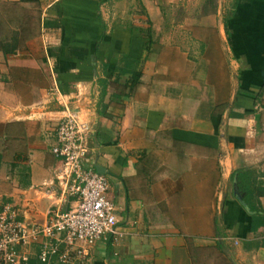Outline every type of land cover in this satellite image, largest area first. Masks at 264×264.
Here are the masks:
<instances>
[{
  "label": "crops",
  "instance_id": "crops-1",
  "mask_svg": "<svg viewBox=\"0 0 264 264\" xmlns=\"http://www.w3.org/2000/svg\"><path fill=\"white\" fill-rule=\"evenodd\" d=\"M200 2L0 0V211L44 224L74 207L49 91L79 87L85 166L123 235L67 264H264V0ZM174 3L201 10L174 26ZM22 252L39 264L38 246Z\"/></svg>",
  "mask_w": 264,
  "mask_h": 264
},
{
  "label": "built area",
  "instance_id": "built-area-1",
  "mask_svg": "<svg viewBox=\"0 0 264 264\" xmlns=\"http://www.w3.org/2000/svg\"><path fill=\"white\" fill-rule=\"evenodd\" d=\"M71 99L54 85L49 95L61 106L62 117L55 130L53 155L61 160L57 180L62 194L75 199L68 212L57 208L49 212L47 222L26 223L14 206L6 204L0 211V264H35L23 249L36 245L39 264L83 262L89 249L99 240L118 242L115 206L108 198L105 175L86 168L89 139L93 132L82 110H73Z\"/></svg>",
  "mask_w": 264,
  "mask_h": 264
},
{
  "label": "rangeland",
  "instance_id": "rangeland-1",
  "mask_svg": "<svg viewBox=\"0 0 264 264\" xmlns=\"http://www.w3.org/2000/svg\"><path fill=\"white\" fill-rule=\"evenodd\" d=\"M127 1L133 4L132 7L134 6L135 9L138 7L139 0H136L135 2L133 0L131 1L127 0ZM195 2L201 4L200 0H195ZM203 4L205 5V2ZM214 4H215V0H207L206 6L202 11H205V13L211 12L212 10H214ZM117 7H118L117 5H114V8L117 9ZM137 9H140V7H138ZM200 10L197 9L193 4L190 5V7H188L187 4L183 6L182 3L165 4L162 5V8H160V15L162 14L166 22L176 26L178 22H180L184 17L193 14L197 15L199 14ZM230 10L227 9L226 14L229 13ZM142 13H144V11ZM153 17L155 18V16Z\"/></svg>",
  "mask_w": 264,
  "mask_h": 264
},
{
  "label": "trees",
  "instance_id": "trees-1",
  "mask_svg": "<svg viewBox=\"0 0 264 264\" xmlns=\"http://www.w3.org/2000/svg\"><path fill=\"white\" fill-rule=\"evenodd\" d=\"M33 1H37V0H33ZM134 82L138 83L139 82V79H140V74L138 72H135L134 74Z\"/></svg>",
  "mask_w": 264,
  "mask_h": 264
}]
</instances>
